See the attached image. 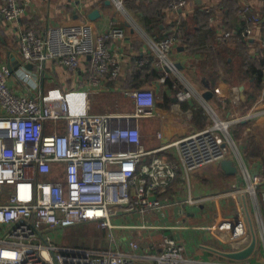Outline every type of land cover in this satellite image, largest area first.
<instances>
[{
	"label": "built area",
	"instance_id": "1",
	"mask_svg": "<svg viewBox=\"0 0 264 264\" xmlns=\"http://www.w3.org/2000/svg\"><path fill=\"white\" fill-rule=\"evenodd\" d=\"M165 1L173 10L188 3ZM114 2L123 7L122 0ZM1 13L5 20L16 22L26 7L18 0H5ZM178 30L152 41L158 67L175 68L168 54L180 38ZM231 35L225 31L218 40L226 41ZM124 36V28L114 26L95 37L92 27L82 23L53 26L45 35L21 29L18 42L24 63H31L41 77L49 60L76 73L82 59L89 57V83L97 89L105 81L118 79L120 61L107 41ZM138 62L143 65L147 59ZM13 74L30 89L37 85L32 69L14 72L7 65L0 66V264H210L184 257L183 244L168 235L148 246L133 238L121 246L115 230L156 226L114 223L111 208L125 206L144 216L149 210L177 204L158 193L179 174L191 189L199 168L225 158L231 146L237 149L230 126L249 119L250 114L234 113L221 119L208 105L212 124L147 149L140 119L161 115L152 86L124 91L134 101L132 113H95L91 111L92 89L63 92L51 88L37 95L18 94L10 86ZM167 78L163 75L160 81ZM195 94L194 87L185 85L175 97L183 102ZM158 137H164L162 130ZM192 200L190 193L185 201ZM88 221L107 229L115 245L100 249L62 246L46 231ZM212 228L225 241L249 234L248 224L238 217L223 219Z\"/></svg>",
	"mask_w": 264,
	"mask_h": 264
},
{
	"label": "crops",
	"instance_id": "2",
	"mask_svg": "<svg viewBox=\"0 0 264 264\" xmlns=\"http://www.w3.org/2000/svg\"><path fill=\"white\" fill-rule=\"evenodd\" d=\"M4 1L0 0V66L7 65L14 72L30 69L20 52L21 29L32 28L45 35L53 26L87 23L95 37L114 26L125 31L123 38L107 41L120 61L117 80L105 81L94 89L89 83V57L82 59L76 73L49 60L43 77L32 68L37 82L34 88L30 89L16 73L12 75L10 86L18 94L37 95L51 88L63 92L92 89V112L132 113L134 101L124 91L152 86L161 115L143 118L144 122L140 119L142 142L147 149L212 124L208 105L221 119H229L234 113L251 115L230 126L237 149L231 146L225 158L199 168L191 189L179 174L158 193L160 198L176 200L177 204L149 210L144 216L133 212L139 222L120 223L156 226L124 232H136L146 241L151 232L161 233L162 239L165 235L173 237L183 244L184 257L194 261L264 264V76L262 73L259 80L251 71L252 66L261 67L264 63V0H188L181 10L170 9L165 0H122L123 7L114 0H18L26 7V13L16 22L3 17ZM246 7L250 9L244 11ZM95 9L100 15L91 18L90 12ZM177 29L180 38L168 54L175 68L158 67L151 43ZM225 31H231V37L218 40ZM141 58L147 59L143 65L138 62ZM161 71L171 83L160 81L163 75L159 77L155 72ZM185 85L194 87L196 94L179 102L175 93ZM209 89L212 95L206 98L204 93ZM161 130L163 138L158 137ZM168 156L172 157L169 153ZM190 193L193 200L186 202ZM237 217L249 226V234L238 241H225L212 228L223 219ZM253 234L257 244L249 257L236 260L224 255L248 246ZM154 242L141 243L148 246Z\"/></svg>",
	"mask_w": 264,
	"mask_h": 264
},
{
	"label": "rangeland",
	"instance_id": "3",
	"mask_svg": "<svg viewBox=\"0 0 264 264\" xmlns=\"http://www.w3.org/2000/svg\"><path fill=\"white\" fill-rule=\"evenodd\" d=\"M141 122H144L143 118ZM213 162L212 164H214ZM112 220L114 223L120 222H139L138 219L134 218V214L132 211L128 210L125 206L113 207L111 208ZM47 233L52 236V239L58 245H68V246H83L90 248H109L115 244L111 243V240L107 236V229L99 227L96 223L90 222H81L72 226H67L58 229H47ZM142 233L144 231H141ZM157 232V231H156ZM116 236L119 237L120 243L125 245L127 240L131 238H136L139 242H148L162 241L161 233H148V241L146 239L142 240L137 236L136 232H122L119 230H115Z\"/></svg>",
	"mask_w": 264,
	"mask_h": 264
},
{
	"label": "water",
	"instance_id": "4",
	"mask_svg": "<svg viewBox=\"0 0 264 264\" xmlns=\"http://www.w3.org/2000/svg\"><path fill=\"white\" fill-rule=\"evenodd\" d=\"M99 15H100V11L98 9H95V10L90 12L89 16L91 18H96ZM177 65L181 66L180 64H177ZM27 67L32 69L33 65L31 63H29V64H27ZM204 95L206 98H210V96L212 95V91L209 89L208 91H206L204 93ZM256 244H257V237H256V234H253V238H252V240L248 246H246L243 249H240L238 251L226 252V253H224V255L229 257V258L236 259V260L246 259L254 251Z\"/></svg>",
	"mask_w": 264,
	"mask_h": 264
},
{
	"label": "trees",
	"instance_id": "5",
	"mask_svg": "<svg viewBox=\"0 0 264 264\" xmlns=\"http://www.w3.org/2000/svg\"><path fill=\"white\" fill-rule=\"evenodd\" d=\"M263 66H264V63L261 65V67H259V66L258 67L257 66H252V68H251V71L253 73H256L258 75V79L259 80L261 79V76H262V68H263ZM155 73L159 77L164 74L162 71L159 72V73L158 72H155ZM166 82H170L171 83V79L170 78H167V81ZM124 87H129L130 88V86H124ZM131 87L133 88L135 86H131ZM136 87H138V86H136Z\"/></svg>",
	"mask_w": 264,
	"mask_h": 264
}]
</instances>
